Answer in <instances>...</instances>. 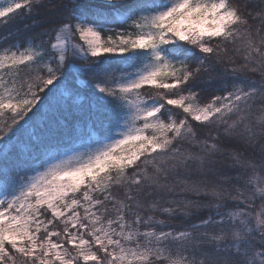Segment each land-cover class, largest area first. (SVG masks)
Wrapping results in <instances>:
<instances>
[{
    "label": "snow or ice",
    "instance_id": "obj_1",
    "mask_svg": "<svg viewBox=\"0 0 264 264\" xmlns=\"http://www.w3.org/2000/svg\"><path fill=\"white\" fill-rule=\"evenodd\" d=\"M0 264H264V0H0Z\"/></svg>",
    "mask_w": 264,
    "mask_h": 264
},
{
    "label": "trees",
    "instance_id": "obj_2",
    "mask_svg": "<svg viewBox=\"0 0 264 264\" xmlns=\"http://www.w3.org/2000/svg\"><path fill=\"white\" fill-rule=\"evenodd\" d=\"M14 27H22V23L18 21Z\"/></svg>",
    "mask_w": 264,
    "mask_h": 264
}]
</instances>
